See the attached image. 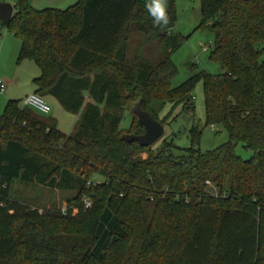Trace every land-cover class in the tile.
I'll return each instance as SVG.
<instances>
[{"label":"trees","instance_id":"16d2710c","mask_svg":"<svg viewBox=\"0 0 264 264\" xmlns=\"http://www.w3.org/2000/svg\"><path fill=\"white\" fill-rule=\"evenodd\" d=\"M198 1L197 29L213 35L208 60L221 73H193L172 88L171 55L185 40L174 30V0L162 30L152 26L146 1L78 0L37 11L31 0H16L0 28L18 41V60L38 68L34 94L79 117L65 136L51 117L6 103L0 264H264V51L256 48L264 42V0ZM198 82L205 124L223 128L227 143L177 156L165 141L153 149L122 140L143 133L135 102L154 120L155 103L192 112ZM127 104L134 123L122 134ZM237 145L249 160L235 154ZM14 184L75 193L68 202L76 213L39 214L13 196Z\"/></svg>","mask_w":264,"mask_h":264},{"label":"rangeland","instance_id":"374dc122","mask_svg":"<svg viewBox=\"0 0 264 264\" xmlns=\"http://www.w3.org/2000/svg\"><path fill=\"white\" fill-rule=\"evenodd\" d=\"M146 1V0H140ZM78 0H31L34 10L55 9L63 11ZM14 6L16 0H0ZM175 6V32L185 40L178 50L172 53L171 61L177 70L176 76L171 81V87L177 88L185 82L193 73L205 72L209 75L221 73L219 66L208 60L212 49L213 35L209 32L198 30L200 23V11L198 0H174ZM256 48L264 51V42L257 44ZM19 43L6 30L0 28V80L9 82L5 93H0V115L8 101H16L20 105L25 96L34 93L33 79L39 77L36 65L27 59L18 60ZM191 65H195L191 68ZM190 97L193 105L192 112H184L180 104L170 102L155 103L152 111L156 121L163 123V136L152 147L155 149L163 141L171 144L175 149L174 155L185 154L187 149L204 154L216 150L228 142L227 132L220 126L206 125L204 116L203 86L198 82L192 89ZM43 101L50 107L49 117L56 123L59 133L67 136L75 126L79 115L65 112L58 102L52 98L42 97ZM125 112L119 124V130L124 134L129 129L133 117L131 107L125 105ZM134 123V121H133ZM198 134V141L193 142L194 133ZM150 147V148H152ZM235 154L243 161L251 158L252 153L244 150L241 145L235 147ZM102 177L93 176L91 181L99 184L103 182ZM20 184L13 185V196H19V200L25 201L30 209H36L39 214L43 210L58 209L61 212L70 211L75 214L76 209L70 201L76 197L75 193L51 192L36 186L23 189ZM88 195H82L81 201H88ZM70 206V207H69ZM63 212V213H64Z\"/></svg>","mask_w":264,"mask_h":264},{"label":"water","instance_id":"95a60500","mask_svg":"<svg viewBox=\"0 0 264 264\" xmlns=\"http://www.w3.org/2000/svg\"><path fill=\"white\" fill-rule=\"evenodd\" d=\"M13 14V6L0 3V23L7 24ZM132 113L137 119L138 124L143 128L142 135L126 134L122 136V140L127 143H136L140 147H152L163 136L162 125L154 120L147 112L140 107V101H137L132 106Z\"/></svg>","mask_w":264,"mask_h":264},{"label":"clouds","instance_id":"9594fccd","mask_svg":"<svg viewBox=\"0 0 264 264\" xmlns=\"http://www.w3.org/2000/svg\"><path fill=\"white\" fill-rule=\"evenodd\" d=\"M145 9L151 19L152 26L164 29L169 24L167 0H146Z\"/></svg>","mask_w":264,"mask_h":264},{"label":"built area","instance_id":"2783aa9c","mask_svg":"<svg viewBox=\"0 0 264 264\" xmlns=\"http://www.w3.org/2000/svg\"><path fill=\"white\" fill-rule=\"evenodd\" d=\"M5 83L0 80V93L2 94L5 90ZM22 104L24 107H27L39 115H49L50 107L43 101V99L35 94L28 95L23 101ZM207 184V182H206ZM84 208H90L89 201H83ZM65 211V210H64ZM63 211V212H64Z\"/></svg>","mask_w":264,"mask_h":264},{"label":"crops","instance_id":"0c3cea01","mask_svg":"<svg viewBox=\"0 0 264 264\" xmlns=\"http://www.w3.org/2000/svg\"><path fill=\"white\" fill-rule=\"evenodd\" d=\"M13 7H14V6H13ZM33 80H34V79H33ZM5 85H6V87H5V89H6V88L8 87V85H9V82H8V81H5ZM33 89H34V87H33ZM34 91H35V89H34ZM3 93H5V90H4ZM3 93H2V94H3ZM33 94H34V93H33ZM26 97H27V96H25L24 99H25ZM45 97H46V98H49L50 96H45ZM43 98H44V97H43ZM24 99H23V100H24ZM23 100H22V101H23ZM19 108H24V106H23L22 103H21V105L19 104ZM33 112H34V111H33ZM34 113H35V112H34ZM36 114H37V113H36ZM41 116H43V115H41ZM46 116H48V115H46Z\"/></svg>","mask_w":264,"mask_h":264}]
</instances>
